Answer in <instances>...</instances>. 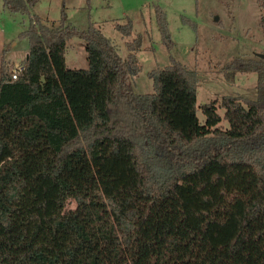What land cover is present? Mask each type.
I'll return each instance as SVG.
<instances>
[{
  "label": "trees",
  "instance_id": "trees-1",
  "mask_svg": "<svg viewBox=\"0 0 264 264\" xmlns=\"http://www.w3.org/2000/svg\"><path fill=\"white\" fill-rule=\"evenodd\" d=\"M2 1L27 13L40 0ZM116 28L132 35L130 21ZM21 36L23 71L0 65V264H264V58L238 57L225 74L256 73L257 100L198 106L197 75L176 62L149 73L153 93L135 92L140 36L123 60L65 11L32 17ZM75 36L86 69L66 64Z\"/></svg>",
  "mask_w": 264,
  "mask_h": 264
},
{
  "label": "rangeland",
  "instance_id": "rangeland-1",
  "mask_svg": "<svg viewBox=\"0 0 264 264\" xmlns=\"http://www.w3.org/2000/svg\"><path fill=\"white\" fill-rule=\"evenodd\" d=\"M156 6L166 15L171 44L164 42L159 29ZM66 13L67 24L76 30H100L127 60L128 41L140 36L137 59L142 67L134 76V90L150 94L155 85L149 73L174 62L196 73L197 105L225 96L257 100L258 75L237 73L230 82L225 74L236 58L259 60L264 54V30L260 25L264 10L257 0H40L27 13H12L0 0V65L21 67L30 50L29 39L22 37L36 16L44 23L59 21ZM132 25V35L124 37L117 24ZM86 43L78 36L67 41L66 64L72 69L88 67ZM223 116L224 110L218 109ZM203 124L205 117L198 111ZM222 128L228 122L222 121ZM76 203L69 200L66 208Z\"/></svg>",
  "mask_w": 264,
  "mask_h": 264
},
{
  "label": "built area",
  "instance_id": "built-area-1",
  "mask_svg": "<svg viewBox=\"0 0 264 264\" xmlns=\"http://www.w3.org/2000/svg\"><path fill=\"white\" fill-rule=\"evenodd\" d=\"M23 71V67L16 68L12 74V78L16 79L18 75Z\"/></svg>",
  "mask_w": 264,
  "mask_h": 264
},
{
  "label": "water",
  "instance_id": "water-1",
  "mask_svg": "<svg viewBox=\"0 0 264 264\" xmlns=\"http://www.w3.org/2000/svg\"><path fill=\"white\" fill-rule=\"evenodd\" d=\"M259 57L264 58V54L259 55ZM28 58H29V56H27V59Z\"/></svg>",
  "mask_w": 264,
  "mask_h": 264
}]
</instances>
